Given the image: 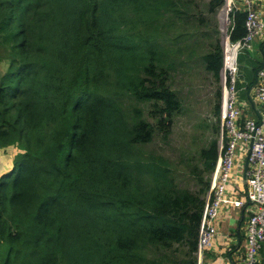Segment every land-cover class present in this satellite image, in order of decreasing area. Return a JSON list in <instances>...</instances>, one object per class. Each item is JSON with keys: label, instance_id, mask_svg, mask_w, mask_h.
Segmentation results:
<instances>
[{"label": "trees", "instance_id": "trees-1", "mask_svg": "<svg viewBox=\"0 0 264 264\" xmlns=\"http://www.w3.org/2000/svg\"><path fill=\"white\" fill-rule=\"evenodd\" d=\"M195 2L0 0V148L13 147L0 177V264H196L218 140L199 151L197 191L149 148L182 108L173 44L193 36L183 19L200 23ZM228 15L234 43L246 12ZM202 60L218 78V39ZM216 100L219 116L220 90Z\"/></svg>", "mask_w": 264, "mask_h": 264}, {"label": "rangeland", "instance_id": "rangeland-1", "mask_svg": "<svg viewBox=\"0 0 264 264\" xmlns=\"http://www.w3.org/2000/svg\"><path fill=\"white\" fill-rule=\"evenodd\" d=\"M208 0H196L194 13L201 17L200 23L183 19L179 23L181 30L193 32L192 37H181L175 46H180L181 54L178 57L179 70L171 80V87L177 92L181 99V110L173 116V124L169 134L164 137L162 133L155 135L149 145V148L155 150L166 161L172 172L176 175L179 185L190 190H198L201 186L196 181L193 173L195 167L203 168L201 165L199 151L206 146L210 138L218 140L220 122L219 116L214 112L216 92L220 90V108L223 100V90L229 87L227 78L233 75V86L235 89L236 100L240 96L246 97L242 85V75L247 72L248 65L251 63L257 65L253 60V51L249 49H240L236 54V69L225 70L219 73L216 78L204 68L202 55L206 50V44L214 39H218L223 51L227 49V31L230 25L229 11L231 8L230 0L218 7L214 12L207 11ZM193 29V31H192ZM175 29H171L172 32ZM172 44V42L170 43ZM4 60H0V73L4 69ZM223 66V65H222ZM259 71V70H258ZM258 76V72H257ZM231 83V80H230ZM251 83V82H250ZM257 84H254L251 99L258 103L255 90ZM251 87V89H252ZM220 114V112H219ZM151 120V119H150ZM215 126L218 128L215 129ZM216 130L217 132H214ZM246 151L243 143L239 147ZM15 148V146H14ZM13 147L0 148L2 154H8ZM246 155V153H245ZM10 160L5 162L8 165ZM3 160L0 161V167ZM198 170V169H197ZM199 171V170H198ZM203 176H208L203 169ZM233 176V174H232ZM210 182V181H209ZM240 186L241 183H240ZM207 193L205 194V198Z\"/></svg>", "mask_w": 264, "mask_h": 264}, {"label": "built area", "instance_id": "built-area-1", "mask_svg": "<svg viewBox=\"0 0 264 264\" xmlns=\"http://www.w3.org/2000/svg\"><path fill=\"white\" fill-rule=\"evenodd\" d=\"M254 0H230L231 7L242 8L246 12V34L234 43V53L240 49H251L253 41L264 33V19L256 9ZM231 9V8H230ZM236 54L233 65L225 70L236 69ZM229 87L223 90L220 108L218 135V156L210 176L207 196L201 212L196 242V264H204V253L210 248L217 233V219L223 204L245 207L246 237L244 264H257L258 249L264 241V68L258 71L256 97L263 104L259 119L245 117L241 120L242 110L237 105L233 75ZM243 143L247 149V166L244 168V199L231 198L227 194V184L232 177L238 144Z\"/></svg>", "mask_w": 264, "mask_h": 264}, {"label": "crops", "instance_id": "crops-1", "mask_svg": "<svg viewBox=\"0 0 264 264\" xmlns=\"http://www.w3.org/2000/svg\"><path fill=\"white\" fill-rule=\"evenodd\" d=\"M256 9L264 19V0H254ZM230 50L232 48L230 47ZM253 60L257 65L251 63L248 65L247 72L242 75V85L246 97L240 96L236 100L237 105L241 108L245 117L259 119L262 113L263 104L254 103L251 99L254 84L258 81L255 73L256 69L264 68V33L257 37L252 44ZM233 51V50H232ZM251 82V83H250ZM252 87V89H251ZM256 94V93H255ZM240 144V143H239ZM235 155V164L233 176L227 184V194L231 198L244 199V162L246 151L239 147ZM12 150L8 154L0 152V161L3 163L0 167V177L10 169L12 162L5 165L8 160L11 161ZM240 183L242 186H240ZM246 217L245 207L234 206L232 203L223 204L221 212L217 219V233L212 245L204 253V264H244L245 237H246ZM186 251V246L183 247Z\"/></svg>", "mask_w": 264, "mask_h": 264}, {"label": "bare ground", "instance_id": "bare-ground-1", "mask_svg": "<svg viewBox=\"0 0 264 264\" xmlns=\"http://www.w3.org/2000/svg\"><path fill=\"white\" fill-rule=\"evenodd\" d=\"M230 47H232L231 45L228 44L227 49L224 51V58H225V62H224V67L225 68H229L233 65L232 59L234 57V50H230ZM233 49H235V47H233Z\"/></svg>", "mask_w": 264, "mask_h": 264}, {"label": "water", "instance_id": "water-1", "mask_svg": "<svg viewBox=\"0 0 264 264\" xmlns=\"http://www.w3.org/2000/svg\"><path fill=\"white\" fill-rule=\"evenodd\" d=\"M229 39L227 38V41H228ZM230 41H228V43H229ZM222 68H223V66H222ZM222 68H221V71L220 72H223V70H222ZM257 72H258V69H256V71H255V73L257 74ZM246 166H247V160H245V162H244V168H246Z\"/></svg>", "mask_w": 264, "mask_h": 264}]
</instances>
